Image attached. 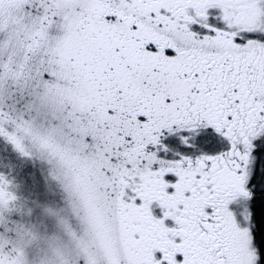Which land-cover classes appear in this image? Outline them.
<instances>
[{"label":"snow or ice","instance_id":"6c2138e0","mask_svg":"<svg viewBox=\"0 0 264 264\" xmlns=\"http://www.w3.org/2000/svg\"><path fill=\"white\" fill-rule=\"evenodd\" d=\"M264 264V0H0V264Z\"/></svg>","mask_w":264,"mask_h":264},{"label":"rangeland","instance_id":"374dc122","mask_svg":"<svg viewBox=\"0 0 264 264\" xmlns=\"http://www.w3.org/2000/svg\"><path fill=\"white\" fill-rule=\"evenodd\" d=\"M72 264H75V261L73 260Z\"/></svg>","mask_w":264,"mask_h":264}]
</instances>
